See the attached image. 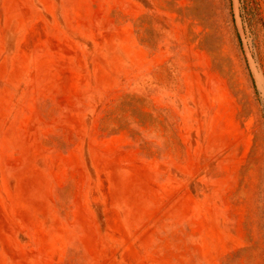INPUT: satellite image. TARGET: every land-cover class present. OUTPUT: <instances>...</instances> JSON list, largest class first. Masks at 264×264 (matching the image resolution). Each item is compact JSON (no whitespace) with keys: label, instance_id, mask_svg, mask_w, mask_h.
Returning <instances> with one entry per match:
<instances>
[{"label":"rangeland","instance_id":"rangeland-1","mask_svg":"<svg viewBox=\"0 0 264 264\" xmlns=\"http://www.w3.org/2000/svg\"><path fill=\"white\" fill-rule=\"evenodd\" d=\"M0 264H264V0H0Z\"/></svg>","mask_w":264,"mask_h":264}]
</instances>
